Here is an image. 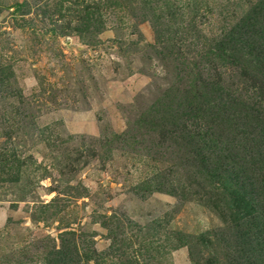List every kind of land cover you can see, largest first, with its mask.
I'll use <instances>...</instances> for the list:
<instances>
[{
    "label": "rangeland",
    "instance_id": "rangeland-1",
    "mask_svg": "<svg viewBox=\"0 0 264 264\" xmlns=\"http://www.w3.org/2000/svg\"><path fill=\"white\" fill-rule=\"evenodd\" d=\"M0 264H264V0H0Z\"/></svg>",
    "mask_w": 264,
    "mask_h": 264
}]
</instances>
